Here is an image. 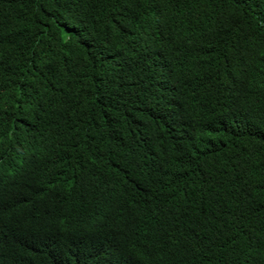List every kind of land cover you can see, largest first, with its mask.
I'll return each mask as SVG.
<instances>
[{
    "label": "trees",
    "instance_id": "16d2710c",
    "mask_svg": "<svg viewBox=\"0 0 264 264\" xmlns=\"http://www.w3.org/2000/svg\"><path fill=\"white\" fill-rule=\"evenodd\" d=\"M0 264H264V0H0Z\"/></svg>",
    "mask_w": 264,
    "mask_h": 264
}]
</instances>
